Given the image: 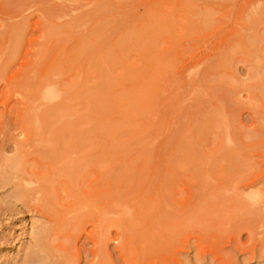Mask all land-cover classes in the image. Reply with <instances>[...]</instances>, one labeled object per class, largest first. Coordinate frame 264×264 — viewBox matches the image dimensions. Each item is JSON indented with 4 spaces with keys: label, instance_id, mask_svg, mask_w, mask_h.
<instances>
[{
    "label": "rangeland",
    "instance_id": "1",
    "mask_svg": "<svg viewBox=\"0 0 264 264\" xmlns=\"http://www.w3.org/2000/svg\"><path fill=\"white\" fill-rule=\"evenodd\" d=\"M0 264H264V0H0Z\"/></svg>",
    "mask_w": 264,
    "mask_h": 264
},
{
    "label": "bare ground",
    "instance_id": "2",
    "mask_svg": "<svg viewBox=\"0 0 264 264\" xmlns=\"http://www.w3.org/2000/svg\"><path fill=\"white\" fill-rule=\"evenodd\" d=\"M45 82V81H44ZM45 85H47L46 83H45ZM44 85V86H45ZM46 91H47V89H46ZM49 91V90H48ZM47 91V92H48ZM51 91V90H50ZM54 90L52 89V91L51 92H53ZM47 92H45V93H47ZM50 92V93H51ZM60 92V91H59ZM40 94H42L41 92H40ZM48 94V93H47ZM47 94H45L46 96H47ZM52 95V94H51ZM54 95L56 96V93H54ZM49 96V95H48ZM60 96V95H59ZM41 98V97H40ZM40 103V102H39ZM42 103V102H41ZM36 104V103H35ZM66 104V103H65ZM66 106V105H65ZM38 109H39V107H38ZM64 110H66V108L64 109ZM73 110V109H72ZM36 112V111H35ZM34 112V113H35ZM40 112V111H39ZM71 113V112H70ZM57 114V113H56ZM70 116V115H69ZM72 116V115H71ZM74 116V115H73ZM37 117V116H36ZM73 118V117H72ZM57 119V118H56ZM64 119H66V118H64ZM32 122V121H31ZM52 126H54V125H52ZM35 128V127H34ZM35 130V129H34ZM31 131H32V129H31ZM36 131V130H35ZM31 135V134H30ZM55 138V137H54ZM52 159V158H51ZM96 162V161H95ZM78 163H79V161H78ZM75 164V163H74ZM86 164H84V166H85ZM70 166V165H69ZM74 166V165H73ZM67 168V167H66ZM116 204V203H115ZM118 204H119V202H118ZM103 206V205H102ZM115 206V205H114ZM121 209V208H120ZM133 210V209H132ZM121 211H122V209H121ZM124 213V212H123ZM103 214V213H102ZM108 214V213H107ZM132 215V214H131ZM101 216H103V215H101ZM108 216V215H107ZM125 216H126V214H125ZM111 217V216H110ZM126 221V220H125ZM121 226H122V224H120ZM98 229V228H97ZM126 231V230H125ZM103 232V231H102ZM122 232V231H121ZM105 233V232H104ZM122 234V233H121ZM98 235H99V233H98ZM97 235V236H98ZM122 236V235H121ZM102 237V236H101ZM98 238H99V236H98ZM130 238V237H129ZM133 239V238H132ZM103 240V239H102Z\"/></svg>",
    "mask_w": 264,
    "mask_h": 264
}]
</instances>
